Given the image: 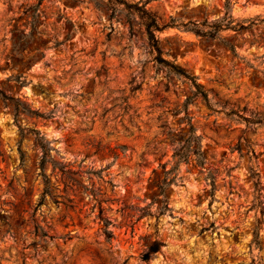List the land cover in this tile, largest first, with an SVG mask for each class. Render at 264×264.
<instances>
[{
  "label": "rangeland",
  "instance_id": "374dc122",
  "mask_svg": "<svg viewBox=\"0 0 264 264\" xmlns=\"http://www.w3.org/2000/svg\"><path fill=\"white\" fill-rule=\"evenodd\" d=\"M224 3L148 2L161 24L179 25L158 33L164 58L208 93V101L198 96L185 108L188 81L157 65L144 29L112 14L105 0H0V89L50 115L16 120L0 98V264H264V224L260 247L251 245L260 211L250 170L264 190V123H251L264 121V22L252 32L221 33L239 58L183 27L220 18ZM230 12L238 21L261 20L264 0H231ZM189 120L203 167L195 157L178 164L174 157ZM18 126L44 135L52 158L76 171L82 186H67L48 163L52 190L41 199L42 152ZM117 146L125 149L114 158ZM163 164L178 167L166 189L171 212L135 222L124 204L152 201ZM101 200H108L110 243L97 218ZM154 240L164 245L144 262Z\"/></svg>",
  "mask_w": 264,
  "mask_h": 264
},
{
  "label": "trees",
  "instance_id": "16d2710c",
  "mask_svg": "<svg viewBox=\"0 0 264 264\" xmlns=\"http://www.w3.org/2000/svg\"><path fill=\"white\" fill-rule=\"evenodd\" d=\"M110 9L112 14L119 13L123 14L126 18V22L132 28L133 25L136 23L144 29L147 41L155 53L154 61L157 65L161 66L162 68L166 69L168 73L178 76L180 78H184L188 81L189 85L192 88V94L189 96L184 106L185 108L189 104L192 98L201 97L203 100L208 101V93L197 81L196 76L190 75L187 70L180 65H177L166 58H164V52L160 46V40L158 37V33L163 32V30L167 28L177 27L179 25L175 24V20L171 19L169 22L161 24L159 22L158 17L147 8L149 0H105ZM231 9V0H225L224 3V14L215 20L208 21L204 19L203 21H194L189 22L188 24H183V27L186 31L192 32L195 36L202 38V39H209V40H218L221 42L232 54L233 57H238L236 46L230 43L225 37H221L222 32L232 31L235 34H240L244 31H253V28L259 25L261 22H264L263 19H259L258 16L254 18H246L242 20H235L230 12ZM36 7L33 10V13L36 14ZM34 32H38L37 29L33 28ZM20 86L24 84L18 80V77L15 79ZM0 98L4 101L9 102L14 111V117L17 118L22 115H30L35 116L38 118H49L50 115H46L43 113L38 112L37 110H31L30 107L26 104V102L20 97L14 96H7L1 89H0ZM252 124H261L264 123L263 120H252ZM190 124V130L188 133V137L184 140V143L175 149L174 157L178 158L177 164L181 161L187 162L189 158L195 157V161L198 166L203 167L205 163V158L203 152L201 151L200 145V137L197 136L194 132V127ZM19 130L21 135L24 131H27L34 135L35 141L39 145L41 149V159H40V169L41 175L43 178L44 189L41 194V199H44L47 195L51 194L52 184L50 178L44 173V169L46 164L51 163L54 169H58L61 173L62 178L66 182L67 186H82L80 181L77 179V172L66 169L65 166L59 164L55 161L51 156V151L53 148L50 147L49 142L45 139L44 135H42L38 130L33 129H25L20 126ZM115 149H119L122 152L125 149V146H117L113 150L109 152L113 155L114 158L117 157L116 153L114 152ZM139 165H145L140 163ZM163 169V177L159 180L158 184H156L157 191L152 197V201L143 207H138L136 205H125L124 209H127L129 212L127 216L129 218H134L135 222H138L142 218L156 215L157 217L164 215L167 212H171V208L169 207V200L166 195V189L170 187L172 184L176 183L178 177V167L173 166L168 170H165V164L162 165ZM251 170V177L254 179V187H255V202L253 207L260 211V217L255 219V226L253 229V240L251 242L252 246L260 247V230L264 224V190L261 186L259 173L253 169ZM103 169L98 170V172H102ZM69 184V185H68ZM213 185V182H212ZM108 200H101L99 202V210L97 218L99 222L102 224V234L104 236L105 242L110 243L113 239V233L110 229L112 225L111 220L105 216V209L102 207L103 202H107ZM157 204L156 210L153 212L151 207ZM35 214V213H34ZM33 214V215H34ZM134 223H131L130 227L133 226ZM39 226L37 225L36 228ZM40 228V227H39ZM42 238H49L53 239L52 236H48L46 232H42ZM164 243L160 240L152 241L147 247L146 250L142 253L141 259L144 262H149L150 259L158 253ZM22 264H25L23 260Z\"/></svg>",
  "mask_w": 264,
  "mask_h": 264
}]
</instances>
